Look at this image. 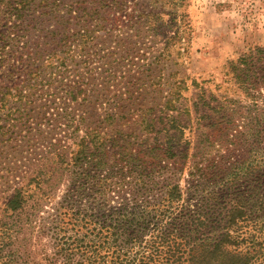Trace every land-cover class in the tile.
Instances as JSON below:
<instances>
[{
  "label": "rangeland",
  "instance_id": "374dc122",
  "mask_svg": "<svg viewBox=\"0 0 264 264\" xmlns=\"http://www.w3.org/2000/svg\"><path fill=\"white\" fill-rule=\"evenodd\" d=\"M51 1L0 0V264H109L123 209L142 250L172 188L168 217L264 264V0Z\"/></svg>",
  "mask_w": 264,
  "mask_h": 264
},
{
  "label": "trees",
  "instance_id": "16d2710c",
  "mask_svg": "<svg viewBox=\"0 0 264 264\" xmlns=\"http://www.w3.org/2000/svg\"><path fill=\"white\" fill-rule=\"evenodd\" d=\"M52 3L54 0L51 1ZM46 5H50L49 2L44 1ZM23 6L27 4V0H23ZM21 4V5H22ZM28 5V4H27ZM56 16V15H55ZM57 17V16H56ZM63 40V39H62ZM65 59L62 58L59 62V66L63 65ZM50 63V61H49ZM39 68L43 69V65L40 67H36L34 72ZM60 72V71H58ZM35 86V85H34ZM36 87V86H35ZM6 92L1 93L0 102L1 104H5L6 102ZM8 94V92H7ZM18 100L22 102V98L26 93H22V90H18ZM23 94V95H22ZM73 97H75L73 95ZM94 138V136H93ZM79 153V151H77ZM18 192L17 189L8 204L9 207L14 209L16 205H18ZM166 198L164 204L161 205H153V214L154 219L162 221L163 219H170L168 224L162 225V223H152V241H148L149 245H147V241L144 243L145 247H142V244H138L137 248L142 249L139 251H127L130 250L126 248L123 250L126 244H130V241L133 242V247L137 242H140L143 238L144 230H137L134 232V235L129 237L131 234H126L127 231L124 229L129 227L130 225H138L144 226V219L142 215H134L133 217H128L127 209H123L121 212H114L111 214L110 219H106V225H103V230H106V234L98 233L96 236V240H101L99 245L102 247L105 244L109 245V248L115 246V248L108 253H110V257L108 259L109 264H146L149 263V260L155 259L158 257H163L167 261H170L175 264H201L202 260L195 259L193 261L194 254L193 250L196 249H204L208 252V257L205 260H208L206 264H248L249 259L246 257L238 256V254L232 253L228 251L225 245L230 244L231 236L224 232L220 235L218 241L212 243H208L207 239L200 240L201 234H203V229L206 228L209 224L212 226L216 218L210 220V218L205 217L202 210H195V214H191L190 211L185 212L181 215H171L169 216V208L172 207V202L179 198L178 190L176 188H172L169 192H166ZM164 201V200H163ZM185 211V210H183ZM201 212L204 214L202 215ZM134 212H132L133 214ZM117 216H113V215ZM231 221L234 220V215L230 216ZM140 219V221H139ZM149 224V223H148ZM91 232V230H89ZM123 240V246H119L117 243L120 240ZM199 242V243H198ZM83 243V240L77 241V245ZM198 243V244H197ZM89 249L91 253L89 255L84 254L83 260H78L77 262H71V259L68 258V264H94L97 259L94 255V246L93 242L89 243ZM127 247V246H126ZM147 248H150L149 250ZM172 249V254H169V251ZM148 251V252H147ZM177 251L180 252L177 253ZM146 252V253H145ZM86 253V252H85ZM146 254L145 257H139L138 255ZM261 254V252H259ZM179 256L185 257L182 263H177V258ZM99 257V256H98ZM102 260H106V257L103 256ZM204 260V259H203ZM191 261V263H188ZM153 264V263H152Z\"/></svg>",
  "mask_w": 264,
  "mask_h": 264
}]
</instances>
